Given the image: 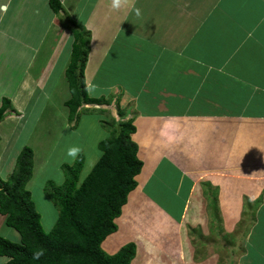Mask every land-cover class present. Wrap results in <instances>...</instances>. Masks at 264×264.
Wrapping results in <instances>:
<instances>
[{
	"label": "crops",
	"instance_id": "0c3cea01",
	"mask_svg": "<svg viewBox=\"0 0 264 264\" xmlns=\"http://www.w3.org/2000/svg\"><path fill=\"white\" fill-rule=\"evenodd\" d=\"M60 1L63 10L57 14L49 0H0V78L5 80L0 79V105L9 98L18 112L31 113L45 97L30 134L54 94L47 86L56 87L63 76L67 80L75 23L91 32L85 80L98 94L91 97L108 96L99 76L119 39L121 48L132 47L135 59L151 62L147 70L139 67L141 72L111 74L109 90L136 116L133 139L144 162L137 178L144 175L146 183L140 197L130 201L135 192L130 193L116 219L119 228L103 249L113 255L135 242L131 264H223L215 234L212 243L200 238L204 248H195L187 231L189 226L206 236L212 231L203 182L222 188L220 203L230 189L237 197L261 198L237 264H264V0H119L117 8L113 0ZM39 58L43 65L36 69ZM32 136L27 133L23 144L31 146ZM36 168L37 161L28 190L34 188ZM225 216L226 230L233 222ZM12 230L0 212V235L13 240ZM8 260L0 256V264Z\"/></svg>",
	"mask_w": 264,
	"mask_h": 264
},
{
	"label": "trees",
	"instance_id": "16d2710c",
	"mask_svg": "<svg viewBox=\"0 0 264 264\" xmlns=\"http://www.w3.org/2000/svg\"><path fill=\"white\" fill-rule=\"evenodd\" d=\"M49 3L57 14L63 10L60 0H49ZM72 32L71 61L65 71L71 98L66 106L69 122L75 121L73 128H77L80 107L89 103L102 105L106 98H92L85 80L91 32L79 23L73 25ZM11 105L9 98L3 99L0 122ZM96 111L105 113V109ZM107 129L110 136L98 145L102 154L82 181L85 156L79 154L72 164L62 165L65 175L62 184L47 182L45 192L59 208L56 224L50 232L44 229L32 192L27 189L33 176L35 152L25 145L14 172L8 180H0V212L6 216L7 225L21 236L20 243L0 236V256L9 258L5 264H131L137 253L134 242L113 255L103 250L102 243L117 232L116 219L122 215L130 193L138 186L136 177L144 162L132 138L136 132L133 119L122 123L120 131Z\"/></svg>",
	"mask_w": 264,
	"mask_h": 264
},
{
	"label": "rangeland",
	"instance_id": "374dc122",
	"mask_svg": "<svg viewBox=\"0 0 264 264\" xmlns=\"http://www.w3.org/2000/svg\"><path fill=\"white\" fill-rule=\"evenodd\" d=\"M123 41L124 40L119 39V43L116 46L117 50H115V52L113 50L114 57L105 64V69L107 68V70L104 71L105 75L103 77L99 76V81L106 85V88L103 86L102 89L104 93L108 95L107 97L102 96L105 97L106 100L102 105L89 103L88 105L81 106L79 109L80 119L77 128H73L75 121L72 123L69 122V108L66 106V101L71 98V92L69 89V82L64 76L62 79H58L55 83L57 84L56 87L51 83L47 86L51 93L52 90L55 89L53 91L54 94L51 95V99L46 106V111L44 112L41 123L33 134H30L29 130L31 129L32 123L37 115L36 108L40 104L42 106L45 97H40L41 100L39 99L34 103L31 113L25 112L23 114L16 110L18 109L17 106H15L16 109L12 107L13 109L11 108V110L7 112H9L8 114L11 117H14V121H12V118H6L5 121L2 120L3 122L0 123V180L2 181L8 180L9 176L14 172L18 157L25 147L23 142L27 140V133L28 136L33 135L31 138V147L36 150V171L39 173L36 176L35 185L33 186L34 188L30 191L32 192V198L35 202L36 208L41 214L43 227L47 232H50L55 226L59 215L58 205L45 192L47 182L53 181L56 185H60L65 179L62 165L72 164L79 154H84L85 156V163L80 176L82 181L92 170L102 154L98 145L100 141L110 136L107 127L120 131L121 124L129 119H133L135 125L136 116L134 113H127L128 108L126 106L122 108L121 99L118 94L116 93L113 95V92L108 88L110 87L112 80H114V77H112L111 74H114L116 78L117 74H124L127 70L132 68L136 69L135 72L140 71L139 67L147 70V64H150L151 62L148 63V61L142 57L140 59H135L137 54H132L130 52L132 49L131 46L125 45L124 48H121L123 46ZM140 42L142 41L140 40ZM38 61L39 63L34 65L36 69L43 65L41 58H39ZM46 64L47 66H50V63L46 62ZM8 73L9 72H5L2 76L6 78ZM0 79L3 82L5 81L3 78ZM160 86L161 85H159V87ZM96 90L97 89L91 88L88 92L89 94L98 95ZM98 90L101 89L99 88ZM9 91L11 92V90ZM152 100L154 102L155 99ZM96 109H105V113H99ZM7 125L10 126V129L7 128ZM5 127L7 131L4 129ZM33 130L34 129H31L32 132ZM65 130V134L59 142L57 138L60 137ZM50 131L53 132L50 134ZM56 141L57 143L59 142V144L49 157L48 154L50 155ZM71 150H74L73 154H70ZM46 161L47 163H45ZM144 178V175L141 176L140 180L139 177H136L138 180V186L135 191H133L135 193L130 196V201L131 199L133 200V197L135 198L137 195L140 197L141 193L144 194L143 190L141 191L142 187L144 188L145 186L144 183H146ZM201 186L204 189V206L207 214V224L212 231L210 230L211 233H208L209 235L206 236L205 233L203 234V232L198 229L199 227L189 226L187 228L189 237L193 244H196L195 248H204L202 242H197L198 239L203 238L204 243L208 241L212 243V240L214 239L210 238V235L215 234L216 252L219 251L221 255L219 257V262H224L223 264H237L238 257L245 251L244 240L248 235V232L251 231L250 228L251 224L255 221L254 218H256L257 207L259 208V205L262 202L260 200L261 198L255 201L249 198L246 193H244L242 197H237L235 189H230L229 191L227 190V192L230 193L229 197L223 199L221 205L218 195L219 187H213V185L208 187L203 182L201 183ZM149 188L150 186H147V189ZM154 188L156 190V187ZM231 188H235V184H232ZM146 191L148 196L154 193L152 189L149 190V192L148 190ZM221 191L222 188L220 189V192ZM200 192L201 190H199V193ZM166 198L167 197H165V199ZM243 210L244 212H242ZM220 211H222L223 215ZM224 211L226 212L224 213ZM223 216L228 217V219L233 222L231 227L226 226V230L225 225H223ZM12 233H14L13 240L11 236L9 239L13 242L20 243V239H15V237H20V234L15 229L12 230ZM103 250L107 254H110L105 249Z\"/></svg>",
	"mask_w": 264,
	"mask_h": 264
},
{
	"label": "clouds",
	"instance_id": "9594fccd",
	"mask_svg": "<svg viewBox=\"0 0 264 264\" xmlns=\"http://www.w3.org/2000/svg\"><path fill=\"white\" fill-rule=\"evenodd\" d=\"M114 8H117L119 7V0H113V5H112ZM74 150H71L70 151V154H73Z\"/></svg>",
	"mask_w": 264,
	"mask_h": 264
}]
</instances>
